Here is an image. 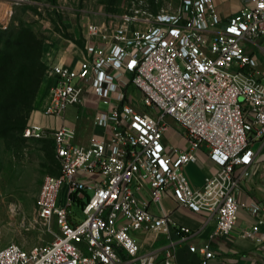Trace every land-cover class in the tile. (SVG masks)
<instances>
[{
    "label": "built area",
    "instance_id": "built-area-1",
    "mask_svg": "<svg viewBox=\"0 0 264 264\" xmlns=\"http://www.w3.org/2000/svg\"><path fill=\"white\" fill-rule=\"evenodd\" d=\"M263 34L264 0H245L224 22L214 0H181L174 13L141 1L118 23H88L77 66L46 64L41 109L62 115L92 106L103 132L78 142L65 124L24 129L26 137L54 141L58 173L43 179L35 206L54 238L0 247V264H171L170 229L182 239L194 231L150 210L168 191L179 205L216 215L215 234H229L244 206L237 196L257 155L254 144L264 141V70L244 44L264 51L257 42ZM130 85L142 93L138 99ZM167 116L184 128L186 148L168 140ZM203 147L219 170L193 188L183 169ZM144 187L150 199L140 195ZM139 231L168 235L162 257L159 248L141 251ZM242 235L264 243V217ZM200 251L198 264H210L213 250Z\"/></svg>",
    "mask_w": 264,
    "mask_h": 264
},
{
    "label": "rangeland",
    "instance_id": "rangeland-1",
    "mask_svg": "<svg viewBox=\"0 0 264 264\" xmlns=\"http://www.w3.org/2000/svg\"><path fill=\"white\" fill-rule=\"evenodd\" d=\"M14 1L11 10L8 6L7 19L0 22V107L3 110L8 104L19 103L20 94L26 85L29 70L27 67H30L32 72L43 70L44 79L45 52L60 43L63 46H82L86 39L88 23H118L134 3L141 1L156 13H174L181 2ZM29 37L32 42L28 41ZM32 49H35L33 56L29 57ZM38 95L39 90L32 103L26 127L29 124H40L44 127L58 124L60 120L56 116L46 114L36 106ZM141 95L142 93L136 95V99ZM99 106L105 109L108 103L101 101ZM79 116L82 115L77 107H70L66 112V118L71 123L76 122ZM166 119L175 130L184 131L178 121L169 116ZM57 172L58 161L53 139L26 137L24 131L20 130L0 131V247L17 242L25 248H30L53 240L54 234L48 230L45 221L37 218L35 206L43 179Z\"/></svg>",
    "mask_w": 264,
    "mask_h": 264
},
{
    "label": "crops",
    "instance_id": "crops-1",
    "mask_svg": "<svg viewBox=\"0 0 264 264\" xmlns=\"http://www.w3.org/2000/svg\"><path fill=\"white\" fill-rule=\"evenodd\" d=\"M214 2L220 18L224 22L239 11L245 0H214ZM14 3V0H0V22L7 19L8 6L11 10ZM257 42L264 46V34L257 39ZM244 44L247 51L257 59L259 68L264 70V51L254 43L244 42ZM45 54L46 64L59 63L77 66L83 50L82 46L73 44L63 46L60 43L48 49ZM47 86L48 81L44 77L36 104L40 110H42L43 99L48 93ZM129 90L134 95L141 93L133 85H130ZM91 98L93 102L98 101L95 95H91ZM94 111V107H86L81 110L82 116L73 123L67 120L66 113L54 115L60 121L54 126L47 125L46 127L56 128L63 124L74 127L78 133L76 140L87 142L91 135H100L103 132V129L93 122ZM167 138L178 147L186 148L188 145L185 131H177L172 125L167 133ZM254 149H256L257 155L248 167L250 173L243 179L242 189L237 196L244 206L240 209L237 223L229 234H215L216 215L206 210L194 211L187 206L179 205L170 191L165 193L160 201L150 203V210L153 213L157 215L170 214L175 225H186L194 231L190 237L182 239L176 229H170V237L176 241L175 259L171 264H198L203 255L200 250L204 248L214 252L210 264H264V243L242 235L244 228L264 217V141H256ZM198 157L197 162L190 163L183 169L184 175L193 188L201 186L207 175L219 170V166L210 160L206 147L198 151ZM140 195L144 199H150L149 187H144L140 191ZM135 235L139 240L142 252L159 248L160 255L163 256L169 240L167 234L139 231ZM191 245H195L197 251L192 252Z\"/></svg>",
    "mask_w": 264,
    "mask_h": 264
},
{
    "label": "trees",
    "instance_id": "trees-1",
    "mask_svg": "<svg viewBox=\"0 0 264 264\" xmlns=\"http://www.w3.org/2000/svg\"><path fill=\"white\" fill-rule=\"evenodd\" d=\"M28 41L32 42L30 37ZM34 50L35 49H32V51H30L29 57L33 56ZM27 68H29V70L27 71L26 85L20 94L19 103L8 104L5 106V110L0 107V131H24L26 128L29 112L35 96L41 86L44 74L43 70H40L39 72H32L30 67Z\"/></svg>",
    "mask_w": 264,
    "mask_h": 264
}]
</instances>
